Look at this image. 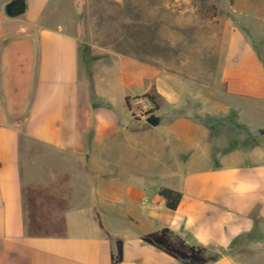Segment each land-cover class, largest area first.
I'll return each mask as SVG.
<instances>
[{
	"label": "crops",
	"instance_id": "0c3cea01",
	"mask_svg": "<svg viewBox=\"0 0 264 264\" xmlns=\"http://www.w3.org/2000/svg\"><path fill=\"white\" fill-rule=\"evenodd\" d=\"M124 1L0 0V264H241L264 241V0L175 2L211 24L196 78L102 41Z\"/></svg>",
	"mask_w": 264,
	"mask_h": 264
},
{
	"label": "rangeland",
	"instance_id": "374dc122",
	"mask_svg": "<svg viewBox=\"0 0 264 264\" xmlns=\"http://www.w3.org/2000/svg\"><path fill=\"white\" fill-rule=\"evenodd\" d=\"M176 1L125 0L118 6L119 18L108 24L102 41L117 54H134L141 61L153 63L162 72L191 73V77H198V70L208 71L212 62L211 24L199 13L190 10L181 19L179 10L174 13L172 9ZM192 1L190 5L193 8L216 4L227 10L229 5L234 4L231 0ZM247 4L250 9L259 11L263 7V0H247ZM196 9L199 10V6ZM169 35L175 37L170 44L165 42ZM135 102L132 104L134 112L145 117L153 115L151 110H144L141 104L138 106ZM146 103L150 104L147 99ZM263 247V235H252L245 241H237L230 254L235 255L241 264H264Z\"/></svg>",
	"mask_w": 264,
	"mask_h": 264
},
{
	"label": "trees",
	"instance_id": "16d2710c",
	"mask_svg": "<svg viewBox=\"0 0 264 264\" xmlns=\"http://www.w3.org/2000/svg\"><path fill=\"white\" fill-rule=\"evenodd\" d=\"M214 7L209 6L205 12L204 17L207 19H212L214 16ZM149 103L151 104V113H153L155 110L158 109V105L154 99V97L150 95H145V97ZM158 195L163 198L165 207L171 211L175 210L177 208V205L179 204V201L181 199V194L179 192H176L174 190L168 189V188H161L158 191Z\"/></svg>",
	"mask_w": 264,
	"mask_h": 264
},
{
	"label": "water",
	"instance_id": "95a60500",
	"mask_svg": "<svg viewBox=\"0 0 264 264\" xmlns=\"http://www.w3.org/2000/svg\"><path fill=\"white\" fill-rule=\"evenodd\" d=\"M16 6H17V2H11V3H9V4L5 7V13H6L8 16H10V17H12V16L18 14L19 12H21V10H20V9L18 10ZM146 122H147L149 125H151V126H156V125L158 124V122H159V119H158L156 116H154V115H150V116H148V117L146 118Z\"/></svg>",
	"mask_w": 264,
	"mask_h": 264
}]
</instances>
